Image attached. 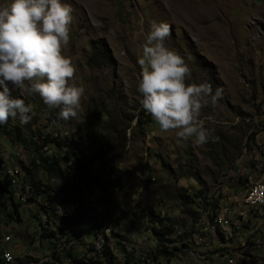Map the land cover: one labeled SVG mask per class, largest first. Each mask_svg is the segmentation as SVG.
Wrapping results in <instances>:
<instances>
[{
  "label": "rangeland",
  "instance_id": "rangeland-1",
  "mask_svg": "<svg viewBox=\"0 0 264 264\" xmlns=\"http://www.w3.org/2000/svg\"><path fill=\"white\" fill-rule=\"evenodd\" d=\"M8 2L0 0V4ZM65 2L71 4L74 19L71 44L64 54L77 68V84L85 88L79 115L63 120L59 109L49 110L38 95L13 90L14 98L24 99L26 104L33 106V114L27 124H22L17 116L10 118L7 125L18 127L27 139L56 134L75 139L80 130L96 131L102 138L99 148L106 152V157L92 167L93 173L102 181L108 172L118 170L120 184L108 191V195H102L103 202L96 205L97 214L94 208L84 224L80 223L78 210L73 219L76 218L80 225L73 230L79 231L72 232L70 237H61L59 253L68 255L75 251L74 254H80L72 245L81 240V231H87L88 236L96 239L94 222L97 228H108L100 223L99 219H103L115 234L110 239L114 249H119L115 251L119 256L117 264H124L127 257L122 243L133 250L129 257L136 256L126 264H223L228 257L236 264H264V219H253L249 225L248 218H240V213L255 217L254 209L245 207L246 195H230L231 187L228 189L233 185L230 174H234L236 164L242 168V174L251 169L252 163L257 167L261 164L253 155L256 147L264 146V0ZM159 22L169 24L171 29L166 46L180 54L191 67L189 82H207L214 92L217 88L222 89L217 106H209L202 114L204 126L214 137L204 145L181 140L174 132H161L140 103L142 96L137 89L141 69L137 59L142 55L151 24ZM94 42L106 44L109 64L97 68L88 63ZM136 116L142 121L149 116L143 130L138 128ZM209 116L212 119H208ZM250 134H255L254 141L246 146ZM44 150L46 155L57 159L64 153L53 146ZM33 155L32 147L23 146L16 134L3 132L0 128V175L6 173V169H15L21 175L20 183L29 184L30 178L21 166L31 167ZM259 158L264 162V156ZM59 166L62 176L37 170L34 178L50 187L68 188L70 178L64 161L60 160ZM256 177L264 181L258 171ZM14 182L17 184L18 180ZM147 182L154 213L160 219L172 220V223L164 220L163 226L171 228L167 238L174 239L176 244L158 242L150 230L152 224L148 218L139 215L138 196ZM201 188L206 191L207 198L218 201L219 208L223 209L220 214L233 219V229L250 228L241 232V235L249 236L247 244L233 240L234 235L228 228H224V232L220 230V235L214 237L208 224H203L210 213L203 207L196 210V207L181 204L180 194L192 195ZM6 197L7 193L0 190V213L5 211L4 206L9 212L12 208ZM19 212L21 222L12 221L8 226L0 222V237L2 234L9 237L2 241V248L20 246L17 252L8 253L12 254V264H25L32 254L48 255L47 244L53 242L51 238H40L39 219L30 218L25 205L19 207ZM106 212L111 214L107 216ZM42 218L47 220L48 216ZM49 220L53 228H65L64 225L73 223L61 222L52 216ZM253 241L260 247H251ZM157 244L168 254L173 253L172 256H154L152 261ZM80 250L87 251V243H80Z\"/></svg>",
  "mask_w": 264,
  "mask_h": 264
},
{
  "label": "clouds",
  "instance_id": "clouds-1",
  "mask_svg": "<svg viewBox=\"0 0 264 264\" xmlns=\"http://www.w3.org/2000/svg\"><path fill=\"white\" fill-rule=\"evenodd\" d=\"M72 13L65 0H9L0 4V125L17 116L22 124L32 119L33 106L14 98L13 90L38 95L49 110L59 109L63 120L78 117L85 88L77 84V68L64 54L72 39ZM170 35L169 24H151L137 59L140 103L161 132H174L181 140L204 145L214 137L204 126L202 114L209 106H217L222 89L214 92L207 82H189L191 67L166 46ZM5 258L12 264L10 254ZM40 264L54 261L42 258Z\"/></svg>",
  "mask_w": 264,
  "mask_h": 264
},
{
  "label": "trees",
  "instance_id": "trees-1",
  "mask_svg": "<svg viewBox=\"0 0 264 264\" xmlns=\"http://www.w3.org/2000/svg\"><path fill=\"white\" fill-rule=\"evenodd\" d=\"M110 57L108 55V50L106 47V44L104 42H94L91 45V54L88 59V63L91 66L99 68L100 66H104L109 64ZM138 118V116H136ZM149 121V116H145V120L142 121L139 118L137 119V125L139 129L143 130V126ZM8 126V127H7ZM0 128H2L3 132L7 133H14L16 134V138L18 142H20L23 146L33 148L34 155L31 159L30 165L31 167L22 165L21 168L24 170V172L27 174V176L30 178V183L25 184L21 188L17 186V184L14 182V188L9 189L8 186V179L6 173L3 175H0V190L3 193H7L6 200L10 201V204L12 208L10 209V212L8 211V208L4 206V212L0 213V222L1 224L9 225L12 221L14 222H21V216L19 212V207H21L23 204L20 200H15L17 197V194H24L27 195L26 187L28 185L30 188L35 191L36 193L43 194L42 196V202L47 203V211H45V215L48 216V219L46 220L48 228L45 227V220L36 214L29 213L30 218L32 219H39L40 227H41V239H47L51 238L53 242H57L55 245V252L56 254H60L57 248L61 246L62 243L60 241L62 240L61 237H68L69 235V229L73 230L74 228V222H76V218L72 220L66 219V218H58L56 213V206L53 205L56 203L57 200L60 202H63L62 204H77L79 206V215L81 216V219H87L88 215L91 213V211L95 208L96 205L103 202L102 195H105L108 193V191L116 189L119 187L120 184V172L118 170H111L108 172L107 177L105 180H99L98 175L93 173L92 167L101 159H104L106 157V152L104 150H101L99 146L102 145V138L98 136L96 131L88 130L82 132L79 131L77 137L73 139V137L65 136V137H59L56 135H46L45 137H41L40 135L33 136L30 138H25L24 133L18 129V127H11L9 125L3 124L0 125ZM255 134L249 135V141L246 142V146L249 142L254 141ZM40 143H38V141ZM53 146L57 150H64L63 156L60 159L55 158L54 156H48L46 155L45 148ZM256 147V146H255ZM256 150L258 148L256 147ZM60 160L64 161L66 165V169L70 178V183L67 187H50L47 184H43L40 180H36L34 178L35 172L37 170H41L43 172H46L48 174H52L54 176H62L61 169L59 166ZM164 167H167V164L162 162ZM7 171V169L5 170ZM4 171V172H5ZM16 171V174L14 175V180H18L20 182L21 175ZM10 174V173H7ZM27 180V179H26ZM235 183L238 182V180L235 178ZM239 194L242 192H245L246 184L244 183L245 180H239ZM242 181V182H241ZM3 183L5 186H3ZM244 183V184H243ZM5 188V189H4ZM8 188V189H7ZM18 188H21L20 193L17 190ZM99 192V193H97ZM95 194H97L99 197H93ZM206 191H204L203 188L195 191L192 195L187 194L186 192L180 194V202L182 205L187 206L189 208L196 207V210H200L201 207H203L206 211L210 213L207 217L208 224H211L214 222L220 215V213L223 211L222 208H219L218 201L214 200L212 197L207 198L205 195ZM108 195V194H107ZM152 195L150 193V188L148 187V182L146 183V186L142 187V191L138 196L137 201V208L139 210V215L143 218L147 217L150 223L152 224V227L150 228L151 232L156 235L158 242L167 241V236L170 234L171 228L168 226H163L164 220L172 223V220L170 218H164L160 219L159 215L155 212L154 213V202L151 199ZM54 199V200H53ZM90 199V204L89 203ZM52 200V201H51ZM198 200L200 203H198ZM110 199H107L108 207ZM83 205V210H80ZM55 208H54V207ZM7 208V209H6ZM52 209V210H51ZM54 209V210H53ZM258 209V210H257ZM50 210V211H49ZM41 211V210H40ZM55 212V213H54ZM212 212V213H211ZM55 214V215H54ZM107 216H109L111 213L106 212ZM252 214L257 217V219H264V215H257L262 214V207H255V209L252 211ZM226 216L225 214H223ZM50 216L54 218H58L61 222H67L71 223L68 226L53 228L52 223L49 220ZM227 219H230V225L229 227L235 226V223L232 222V218H229L226 216ZM157 221V225H153ZM234 223V224H233ZM77 227V226H76ZM104 229L97 228L96 225H94V234L98 238V234L101 231H104ZM236 229V228H235ZM234 235V230H230ZM224 232V231H223ZM114 234V231H113ZM115 235V234H114ZM217 235H220L219 229L214 231V237L217 238ZM171 237V236H170ZM169 237V238H170ZM110 238H107L108 242H111L108 240ZM226 240L230 241L228 237H226ZM72 240L70 241V243ZM168 242V241H167ZM1 237H0V249H1ZM111 245L114 247V244L111 243L109 248L104 252H98V258H88L83 259V252L81 250H78L80 254H74V252H69L67 255L70 263L72 264H113V261L115 260L116 256L111 251L110 247ZM118 246H121L120 243H118ZM122 247L125 250L126 256L129 257L130 252L133 251L132 249H127V245H124L122 243ZM176 250V249H174ZM77 251V250H76ZM77 251V252H78ZM156 254L159 256H172L173 253H167L166 250L160 244H157L156 246ZM155 253L153 257H151L152 261H154V256H157ZM27 263L25 264H37V259H27ZM7 259H1V253H0V264H7ZM102 261V262H101Z\"/></svg>",
  "mask_w": 264,
  "mask_h": 264
},
{
  "label": "built area",
  "instance_id": "built-area-1",
  "mask_svg": "<svg viewBox=\"0 0 264 264\" xmlns=\"http://www.w3.org/2000/svg\"><path fill=\"white\" fill-rule=\"evenodd\" d=\"M260 155L264 156V146H261V145H259L258 153L254 154L253 156L255 157V159H259V163H261L260 165L264 167V162H262V160L259 158ZM241 170H242V168H240L239 165L237 166V164H236L235 168L233 169L234 174H230V175H232L230 177H233V179L236 178L237 180H246L247 181V179L250 176H252L253 174L256 173V167H254V170L246 171L244 174L241 173ZM6 175H7V179H8V183H9L10 187L13 188V171H11L10 174H6ZM217 188H218V186H217ZM229 188L232 191V193L230 195H232V194L235 195V196L238 195V190H239L238 189V182L235 183V180H233V185L229 186L228 189ZM17 190L20 193V189H17ZM42 196H43V194L36 193L28 185L27 195L17 194V197L15 198V200H20L21 203L23 205H25V210L27 212L30 211V213H33V214H36V215H41V216L45 217V211H47V205L45 203H42ZM95 197H99V196L97 194H95ZM88 204H90V199H89V203ZM58 206L61 209L60 210L58 208V215L70 214L71 211H76V210H72L71 207H63V205L60 202H58ZM245 207L247 209H255V207H262V214H257V215H264V181L257 188L255 194H253L249 198H246V206ZM80 210H83V205H82V208ZM97 211H98L97 206H95V213L96 214H97ZM245 216H246V214L243 215L242 213H240L239 217L240 218H248L249 219V225L252 224V220L253 219H255L257 221V217H245ZM219 219H220L221 224H225L227 226L226 217H224L223 214L219 215ZM81 220H82V224H84V219H81ZM99 221L104 226H107L108 228H112L107 223H105L103 219H99ZM6 226H8V225H6ZM45 227H48V225L46 223V219H45ZM227 228L229 230H234V239L233 240L239 239V241H242L244 244H247V241L249 240V236L246 235V233H245V235H241V232H243V230L245 232H247L250 228L249 229H233V228L228 227V226H227ZM74 231H79V230H70L69 229L68 237H70V234L72 232H74ZM203 231H205V229H203ZM8 239H9L8 236H4L2 234L1 241L8 240ZM108 240H110V239H108ZM167 241L170 243V245L171 244H176L174 239H168ZM56 243L57 242H48L47 247L50 250L48 255L34 256L35 254H32L31 257L29 256V259H37V264H40L42 258L51 257V260L54 261V262H58V264H70V260H69L67 255L56 254V252H55V244ZM80 243H87V251H81V252H83V259L86 260L88 258H98V249H99V247L96 245V240L94 238H92V237L87 235V231H81V240L78 243H76V245H74V246H76V250H80ZM250 246L253 247L254 249H256V248L260 247V244L258 242L255 243L253 241V242L250 243ZM18 247H20V246L13 245L12 249L11 248H2L1 247V249H0L1 259H6L5 258V254L6 253L17 252ZM39 247H41V242L39 244ZM216 247L220 248L218 246V244L216 245ZM171 249H174V248H171ZM114 251H119V249L114 250ZM154 253L156 254L155 251H154ZM157 256L160 257L159 255H157ZM135 257L136 256L127 257V259L124 260V264L127 263L128 261L132 260ZM141 257H144V256H141ZM148 257H151V256H148ZM223 264H236V262H235L234 259L228 257L227 260L225 261V263H223Z\"/></svg>",
  "mask_w": 264,
  "mask_h": 264
},
{
  "label": "bare ground",
  "instance_id": "bare-ground-1",
  "mask_svg": "<svg viewBox=\"0 0 264 264\" xmlns=\"http://www.w3.org/2000/svg\"><path fill=\"white\" fill-rule=\"evenodd\" d=\"M258 148V147H257ZM258 151H259V149L258 150H256V153H258ZM250 167H251V169H249V170H254V167H256V173L255 174H253L252 176H250L248 179H247V181L245 180L244 181V183L246 184V190H245V192H242V193H240L241 195L242 194H244V195H246V197H245V200H246V198H249V197H251L253 194H255L256 193V190H257V188L262 184V182L261 181H259L258 179H257V171L258 172H260V174H262V176H263V178H264V168H263V166H258L257 167V165H256V163H252L251 165H250ZM14 170V171H13ZM11 171H13V188H14V175L16 174V171H15V169H7V171H6V174L7 173H11ZM242 182V181H241ZM243 183V184H244ZM25 184L24 183H20L19 181H18V183H17V186H19V187H23ZM10 187V186H9ZM238 189L240 190V188H239V180H238ZM239 190H238V194H239ZM21 195V194H20ZM54 200V199H53ZM52 201V200H51ZM58 202H60L59 200H57L56 201V203H54L53 205H55L56 206V215H58ZM43 203V202H42ZM61 204L63 203V202H60ZM46 205H47V203H45ZM63 205V207H71L72 208V210H76V211H71L70 212V214H61V215H58V217L59 218H68L69 220L70 219H72V217H75L76 216V214H77V212H78V210H79V206L77 205V206H75V205H71V204H62ZM48 206V205H47ZM54 207V206H53ZM55 208V207H54ZM78 208V209H77ZM258 208V207H257ZM48 209V208H47ZM97 209H98V206H97ZM52 210V209H51ZM54 210V209H53ZM258 210V209H257ZM50 211V210H49ZM54 214V215H55ZM91 214V213H90ZM90 214L88 215V218L90 217ZM224 216V215H223ZM42 217H44V216H42ZM46 219V218H45ZM58 219V218H57ZM229 220L230 219H227L226 218V224H227V226L229 227V225H230V222H229ZM74 222V221H73ZM84 222H85V219H84ZM47 223V222H46ZM75 223V222H74ZM80 223H82V220L80 219ZM80 223H78V222H76V224L74 225V227H76L77 226V228H78V226L80 225ZM258 223V222H257ZM204 225L205 224H208V222H204L203 223ZM94 225H95V222H94ZM208 226H209V228H210V233L211 234H214V231H216L217 229H219V231L220 230H222L223 231V229L224 228H227V226L225 225V224H221V222H220V219H219V217L214 221V222H212L211 224H208ZM48 228V227H47ZM232 228V227H231ZM209 232V231H208ZM98 234V238L96 237V245L99 247V249H98V252H101V253H104L108 248H109V246H110V244H111V242H108L107 241V238H111L112 237V235H113V229H111V228H107V229H105L104 231H101V232H99V233H97ZM71 235V234H70ZM75 241H77L76 239H74ZM78 241H80V240H78ZM110 241H112V239H110ZM57 244V243H56ZM55 244V245H56ZM72 246H74V245H72ZM76 247V246H75ZM110 249H111V251L115 254V256H116V258H115V260L113 261V264H117V257H119L116 253H115V249H114V247L111 245V247H110ZM11 253V252H10ZM62 253V252H61ZM11 256H12V254H11ZM126 259H127V257H126ZM128 263V262H127ZM54 264H58V262H54ZM126 264V263H125Z\"/></svg>",
  "mask_w": 264,
  "mask_h": 264
}]
</instances>
